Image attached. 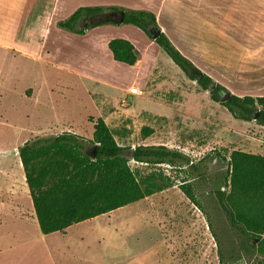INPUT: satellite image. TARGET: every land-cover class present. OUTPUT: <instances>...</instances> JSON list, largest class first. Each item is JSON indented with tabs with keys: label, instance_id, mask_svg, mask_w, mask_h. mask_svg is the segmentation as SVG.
Instances as JSON below:
<instances>
[{
	"label": "rangeland",
	"instance_id": "obj_1",
	"mask_svg": "<svg viewBox=\"0 0 264 264\" xmlns=\"http://www.w3.org/2000/svg\"><path fill=\"white\" fill-rule=\"evenodd\" d=\"M59 1L0 0V46H8L0 47V264H264V241L259 245L264 234L247 237L230 227L214 195L222 189L230 194L226 161L233 151L264 157V126L254 119H233L157 43L146 46L153 39L132 25L99 29L109 30L114 40H130L139 54H147L150 60L142 68L113 61L107 46H80L78 37L56 26L45 46H22L26 24L46 7L54 9L55 21L81 5L144 11L154 15L161 33L183 57L198 70L202 64L213 72L200 52L197 18L170 8L169 0ZM203 1L193 5L198 7L194 13L214 15L208 7L215 0ZM168 9L178 17L175 23ZM181 18L186 25H179ZM14 39L21 46L8 42ZM131 85L142 94L126 95ZM227 86L234 95L229 80ZM90 117L106 120L120 147L164 146L184 154L188 163L153 166L130 158L135 178L152 181L155 193L63 232L42 235L17 150L36 137L65 132L90 142ZM143 127L152 129L146 138L140 135ZM93 149L86 145L83 152L92 157ZM187 186L197 205L184 194Z\"/></svg>",
	"mask_w": 264,
	"mask_h": 264
},
{
	"label": "trees",
	"instance_id": "obj_2",
	"mask_svg": "<svg viewBox=\"0 0 264 264\" xmlns=\"http://www.w3.org/2000/svg\"><path fill=\"white\" fill-rule=\"evenodd\" d=\"M116 11L115 9H112ZM99 9H78L60 27L82 35L77 24L84 15L100 13ZM122 24L141 30L149 39L153 31H160L153 14L144 11L124 12ZM171 61L190 79L201 76L199 85L211 89V100L220 103L228 93L220 84L202 74L189 60L183 57L164 33L154 40ZM108 50L115 62L134 66L137 55L134 47L125 40L116 39L108 43ZM211 85V87H210ZM221 95V97L219 96ZM235 120H255L264 126V97H236L220 103ZM93 124L92 140L70 132L56 137L40 138L27 142L18 150L24 170L25 183L29 190L34 214L42 235L63 232L84 221L108 214L136 203L155 193V184L147 180L139 182L128 165L129 159L147 165L176 166L188 163L184 154L164 146L120 147L108 126L101 118H89ZM152 129L143 127L142 138L151 135ZM92 146L93 156L83 152ZM129 151L130 156L126 155ZM227 162L225 191L216 192L215 198L230 227L247 237L260 239L264 234V157L233 151ZM184 194L194 205L198 202L191 188H183ZM238 201L244 208H236ZM262 239L259 245H263Z\"/></svg>",
	"mask_w": 264,
	"mask_h": 264
},
{
	"label": "crops",
	"instance_id": "obj_3",
	"mask_svg": "<svg viewBox=\"0 0 264 264\" xmlns=\"http://www.w3.org/2000/svg\"><path fill=\"white\" fill-rule=\"evenodd\" d=\"M54 3L59 4L60 1L54 0ZM200 3H204V1L169 0L170 8H174L177 12L180 10L183 15H194L197 18L199 24L198 32L202 34L201 42L203 46H200L201 55L204 58V62H209L210 66L215 69V71L210 72L207 66L203 67L200 64V72L213 78L216 83L224 86L227 90L229 80L232 87L231 92L236 97H264V0H215L214 5L208 7L213 10L214 15L205 18L194 13L198 7L193 5ZM80 8L99 9L101 12L84 15L80 18L77 27L83 30L84 33L82 35L72 33L60 27V23L68 20ZM101 8L96 5H81L75 8L69 15L61 17L62 20L58 19L55 21L56 13L54 9L49 10L46 7L41 14L34 18L33 23L26 24L22 36V46L24 48L27 46H45V41L48 38L51 27L56 26L60 31H65L73 37H78L77 39L79 40L76 41H80L77 42L80 46L108 47V43L114 39L108 37L109 30L99 29V27L114 23L93 21L96 19L100 20L103 15L118 12V10L115 9L116 11H113L109 7L102 11ZM61 15L63 16L62 13ZM168 16L173 23L178 19L171 9H168ZM57 18L60 17L57 15ZM83 23L86 25V30H84L85 25H82ZM183 24L186 25V22L184 23V19L181 18L179 25L183 26ZM116 25H122V23ZM121 40L128 41L132 45L128 39ZM150 41L146 46H151V43L154 42V40ZM8 42L12 45L14 44L13 46H21L20 43L16 44L15 39L8 40ZM208 46L210 49H208ZM0 47L8 48V46ZM137 54L140 62L138 65L135 63L134 66L142 68L150 58L147 54L141 55L138 52ZM154 67V65L150 67L148 74ZM227 76L230 79H227ZM242 84H254L255 87L252 89L249 85ZM131 87L133 86H129L126 95L129 94ZM56 136L58 135H53L52 137ZM40 138L45 137H36L34 140Z\"/></svg>",
	"mask_w": 264,
	"mask_h": 264
},
{
	"label": "water",
	"instance_id": "obj_4",
	"mask_svg": "<svg viewBox=\"0 0 264 264\" xmlns=\"http://www.w3.org/2000/svg\"><path fill=\"white\" fill-rule=\"evenodd\" d=\"M124 19V12H113V13H108L102 16V19L98 20L101 22H112L114 24H121L123 22ZM84 30H86V25L84 26ZM160 34V31H153L152 32V39L155 40ZM201 76H195L194 77V81H198V79ZM214 88V86L211 89H208L207 91L210 92L212 89ZM230 98V93H226L224 95V97L220 100V103L226 102L228 99ZM134 151V149H131V154ZM131 158V157H130ZM223 191V189H222Z\"/></svg>",
	"mask_w": 264,
	"mask_h": 264
},
{
	"label": "built area",
	"instance_id": "obj_5",
	"mask_svg": "<svg viewBox=\"0 0 264 264\" xmlns=\"http://www.w3.org/2000/svg\"><path fill=\"white\" fill-rule=\"evenodd\" d=\"M129 94H130V95H133V96H139V95L142 94V91L139 90V89H137V88H135V87H131V88L129 89Z\"/></svg>",
	"mask_w": 264,
	"mask_h": 264
},
{
	"label": "flooded vegetation",
	"instance_id": "obj_6",
	"mask_svg": "<svg viewBox=\"0 0 264 264\" xmlns=\"http://www.w3.org/2000/svg\"><path fill=\"white\" fill-rule=\"evenodd\" d=\"M82 25H85L84 23Z\"/></svg>",
	"mask_w": 264,
	"mask_h": 264
}]
</instances>
